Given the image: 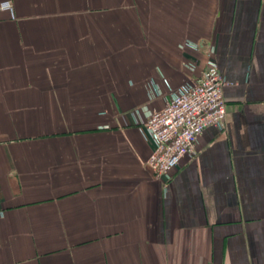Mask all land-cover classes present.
Segmentation results:
<instances>
[{"label":"crops","instance_id":"0c3cea01","mask_svg":"<svg viewBox=\"0 0 264 264\" xmlns=\"http://www.w3.org/2000/svg\"><path fill=\"white\" fill-rule=\"evenodd\" d=\"M11 1L0 264H264V0ZM209 59L226 125L157 177L144 122Z\"/></svg>","mask_w":264,"mask_h":264},{"label":"built area","instance_id":"2783aa9c","mask_svg":"<svg viewBox=\"0 0 264 264\" xmlns=\"http://www.w3.org/2000/svg\"><path fill=\"white\" fill-rule=\"evenodd\" d=\"M0 10H8L14 16L11 0L2 1ZM186 46L200 48L191 41ZM228 84L218 63L209 59L195 83L173 89L165 107L151 113L144 122L155 144L147 163L157 177L168 174L185 156L195 153L198 139L206 128L224 129L228 118L224 89Z\"/></svg>","mask_w":264,"mask_h":264}]
</instances>
